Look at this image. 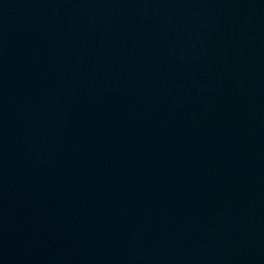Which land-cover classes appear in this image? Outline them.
<instances>
[{
  "label": "water",
  "instance_id": "water-1",
  "mask_svg": "<svg viewBox=\"0 0 264 264\" xmlns=\"http://www.w3.org/2000/svg\"><path fill=\"white\" fill-rule=\"evenodd\" d=\"M0 264H264V0H0Z\"/></svg>",
  "mask_w": 264,
  "mask_h": 264
}]
</instances>
